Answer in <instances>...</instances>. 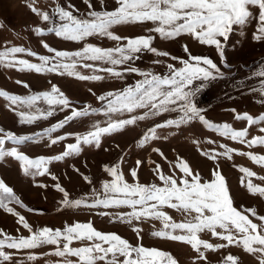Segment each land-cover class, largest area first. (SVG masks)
<instances>
[{"label":"snow or ice","instance_id":"snow-or-ice-1","mask_svg":"<svg viewBox=\"0 0 264 264\" xmlns=\"http://www.w3.org/2000/svg\"><path fill=\"white\" fill-rule=\"evenodd\" d=\"M84 2L89 9L86 14L77 16L73 11L57 6L53 15L58 16L60 23L48 27L47 30L38 26L34 29L35 33L40 37L54 33L57 37L75 42L84 41L89 37H105L115 41V47L104 48L87 43L80 50L67 51L57 50L45 42L43 48L53 54L49 56L38 55L35 51L22 46H12L0 51V64L15 67L22 72L56 73L80 81L105 79L104 75L97 73H105L117 79H123L125 74H137L142 79L121 90L108 91L97 96L99 101L104 102L102 108H94L91 104L82 108L76 107L56 85H53L50 91L27 96L0 90V97L10 102L9 107L18 115L20 124H34L39 119H47L53 116L57 109L70 110V114L64 119L34 135H18L0 127V161L7 157L14 158L20 163L24 174L33 177L44 176L49 173L48 165L53 161H63L66 157L78 155L82 152L83 146L94 145L99 148L103 137L122 132L139 121H147L168 112L181 114L177 119H168L163 123L149 126L139 139L140 147L162 138L167 139L158 134L160 129L180 128L195 120L220 136L242 145L246 144L248 148L264 146V135L248 139L249 127L264 123V115L254 117L247 112L237 113L234 118L247 123L244 129L237 130L230 123H215L208 120L202 114L203 110L194 102L205 81L215 80L223 75L221 68L213 59L189 53L190 59L180 60L182 67L177 68L169 63L164 74L141 70L132 66L141 58L140 54L148 52L157 57H168L170 54L153 46L156 37L152 34L126 37L113 31L115 26L151 22L154 27L148 29L149 33L159 34L164 39H174L182 34L192 35L201 44L215 46L219 57L226 61V42L234 31V26L237 30L243 29L254 18L252 9L258 8L259 26L254 38L257 41H264V0H115L116 6L111 10H95L92 0ZM27 7L42 21L46 23L52 21L49 12L36 7L35 3H29ZM2 27L0 24V28ZM184 51L188 52L187 45L184 46ZM19 54L36 57L39 63L20 58ZM171 59L178 58L172 56ZM154 63L159 64L161 61L155 60ZM79 69H89L92 74H83ZM257 75L264 77V67ZM17 83L23 84L25 88L29 87L22 81ZM261 91H264V87ZM41 100L48 105L47 109L37 106ZM138 110H143L142 114L138 113ZM101 112L106 117L103 124L97 121L84 133L76 134L75 143L67 144L66 150L60 155L31 158L20 150L19 146L28 142H38L42 137H48L52 145L64 141L72 134L58 135L55 138L53 134L76 119L87 118ZM260 132L264 133V127L260 128ZM8 142L14 146L6 147ZM219 147L223 151H205L202 155L216 161L219 157L231 160L233 154H238L247 156L256 165L264 167V155H256L251 151L238 152L237 149L225 144ZM153 151L167 159L159 148ZM122 162L123 157L112 166L105 165L104 171L111 179L103 182L101 193L97 194L94 190V199L91 203L82 199H70L69 193L59 183L55 184V188L63 193L61 203L66 207L75 208L127 206L132 211L119 215L116 217L117 220L128 224L143 219L159 220L162 222V229L152 232V235L190 246L198 254L199 260L207 259L205 251L216 252L235 245L242 247L249 254H259L260 264H264V214H258L253 207L234 206L225 176L219 169L212 170L214 177L212 180L201 182V176L194 173L190 164L182 158L178 157L173 165L182 173L180 177L165 175L160 165L151 161L154 165L153 171L162 182V186L155 183L144 185L138 180V169L143 162L137 160L136 166L131 169L130 174L135 178L134 183H129L125 179L121 170ZM239 171L244 174L241 185L250 193L264 197V186L253 183L252 179L255 177L264 181V176H258L247 167H240ZM52 179L56 180L57 177L53 176ZM84 179L88 180V177ZM88 182L91 183L90 180ZM13 203L25 207L14 189L0 178V209L18 217L19 223L30 233L28 236H13L0 231L2 237L0 264H13L15 252L33 250L44 245L56 246L52 255L63 258V264H178L177 259L169 251L145 247L143 244L133 245L117 233L97 230L91 222H76L63 229L41 227L34 230L26 218L10 206ZM166 207L176 210L184 219L180 222L175 221L163 210ZM250 217L255 218L257 222ZM133 231L140 237L142 229L134 227ZM201 233H210L211 237L217 238L219 242L212 243L202 239ZM74 241L88 243L86 246L72 247ZM72 257L76 260L71 259ZM27 259L34 261L38 257L29 254ZM19 264H23V261ZM224 264H239V258L229 254Z\"/></svg>","mask_w":264,"mask_h":264},{"label":"rangeland","instance_id":"rangeland-1","mask_svg":"<svg viewBox=\"0 0 264 264\" xmlns=\"http://www.w3.org/2000/svg\"><path fill=\"white\" fill-rule=\"evenodd\" d=\"M29 3H35L36 7L48 11L52 16V21L49 23L42 21L27 7ZM92 3L95 10H111L116 6L115 0H103V4H101V0H92ZM57 6L71 10L77 16L84 15L89 10L84 0H0V24L3 25L0 28V51L12 46H22L30 51H35L38 55L51 56L53 54L43 48V43L46 42L57 50L67 51L80 50L87 43L104 48L116 46L115 41L105 37H89L84 41L75 42L57 37L54 33H47L43 37L38 36L34 31L36 27H44L47 30L48 27L60 23L58 16L53 15ZM252 10L254 18L243 29L237 30L234 26V31L226 42V61L219 57L215 46L201 44L192 35L182 34L174 39H164L159 34L149 33L148 29L154 27L151 22L115 26L113 31L115 34L126 37L152 34L156 37L153 46L170 54L168 57H157L148 52L140 54L141 58L132 66L139 67L141 70L164 74L169 63L177 68L182 67L180 60L190 59L189 53L193 56L199 55L213 59L221 68L223 75L215 80L205 81L204 87L196 95L206 96L207 103L202 108V114L212 122L230 123L235 129L242 130L247 126V123L236 120L234 117L237 113L247 112L254 117L264 115V91H261V88L264 87V77L257 75L264 67V41H257L254 38L259 26L258 8ZM185 45H187L188 52L184 51ZM19 55L20 58L39 63L36 57L26 54ZM172 56L178 59L172 60ZM155 60H160L161 63L156 64ZM106 66L101 65V67ZM79 70L86 75L92 74L89 69ZM97 74L104 75L105 79L102 81H80L56 73L22 72L15 67H6L0 64V90L27 96L50 91L51 87L56 85L70 98L74 106L82 108L91 104L94 108H102L104 102L99 101L97 96L104 95L108 91L121 90L142 79L137 74H125L123 79L113 78L105 73ZM17 81L27 83L29 87L25 88ZM9 103L5 98L0 97V127L18 135L41 133L70 114V110L60 111L57 109L55 114L47 119H39L34 124H20L18 115L11 110ZM37 106L43 109L48 107L42 100L38 102ZM142 111L138 110V113L142 114ZM180 114L179 112H168L147 121H139L122 132L103 137L99 148L94 145L83 146L80 154L66 157L63 161L50 163L48 165L49 173L44 176L26 175L19 162L11 157L5 158L4 161H0V178H3L14 189L25 205V207H21L13 203L10 206L23 215L34 230L41 227L63 229L76 222H91L97 230L104 233H117L133 245L143 244L145 247H156L169 251L177 259L178 264H224L225 258L229 254L237 256L239 264H260L259 254H249L242 247L235 245L216 252L205 251L207 259L199 260L198 254L190 246L154 237L152 232L162 229V222L159 220L143 219L133 221L132 224L117 220L116 217L119 215L132 211L127 206L75 208L66 207L61 203L63 193L55 188V184L59 183L69 193L70 199H82L91 203L94 199V190L97 194L101 193L103 182L111 179L104 171L105 165L112 166L114 163L120 162L121 157H123L121 170L129 183L135 182V178L131 176L130 172L136 166L135 162L141 160L143 163L138 169L139 183L144 185L155 183L159 186H162V182L153 171L154 165L151 161L159 164L165 175L180 177L182 173L173 167L179 157L186 160L193 172L201 176V182L212 180L214 178L212 170L219 169L225 176L234 206L238 208L253 207L258 214H264V197L250 193L245 186L241 185V178L244 174L239 171L240 167H247L255 171L258 176H264V167L256 165L247 156L238 154H233L231 160L219 157L216 161L202 155L205 151H223L219 147L221 144L235 148L238 152L251 151L256 155H264V146L248 148L246 144L242 145L220 136L200 121L195 120L180 128L160 129L158 134L161 137H167V139L162 138L140 147L139 139L149 126L163 123L168 119H177ZM105 119L102 112L87 118L76 119L53 134V138H55L58 135L71 133L72 136L68 139L52 145L48 137H42L38 142H28L19 146L20 150L31 158L60 155L66 150L67 144L75 143L76 134L84 133L97 121L103 124ZM261 127H264V123L249 127L248 139L256 135H264L260 132ZM208 141H214V143L209 144ZM12 146L14 145H11V142L6 144V147ZM155 148L163 151L167 159L154 152ZM53 176L57 179L53 180ZM84 177H88V180H85ZM252 179L253 183L264 186V181L255 177ZM89 180L91 183L88 182ZM29 209H33V211H29ZM163 210L177 222L184 219L183 215L174 209L166 207ZM252 219L257 222L255 218ZM134 227L142 229L140 237L133 231ZM0 231L13 236L30 235L28 230L19 223L18 217L7 213L4 209H0ZM200 235L202 239L209 240V242H219L217 238L211 237L210 233H201ZM87 243L86 241H74L72 247L86 246ZM55 247L54 245H44L33 250L8 251L15 252L13 264H19L20 261H23V264H63V258L52 255ZM202 251L204 250L202 249ZM29 254L36 255L38 259L28 260ZM71 259L76 260L75 257Z\"/></svg>","mask_w":264,"mask_h":264},{"label":"built area","instance_id":"built-area-1","mask_svg":"<svg viewBox=\"0 0 264 264\" xmlns=\"http://www.w3.org/2000/svg\"><path fill=\"white\" fill-rule=\"evenodd\" d=\"M194 102L197 104V106L199 108L202 109V108L205 107V105L207 103L206 96H204V95H198V96L195 97V101Z\"/></svg>","mask_w":264,"mask_h":264}]
</instances>
